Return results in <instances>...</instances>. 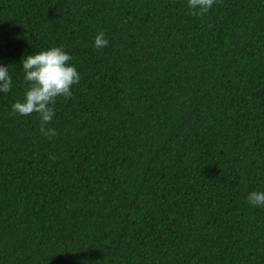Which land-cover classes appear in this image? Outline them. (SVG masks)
Instances as JSON below:
<instances>
[{
	"label": "trees",
	"instance_id": "obj_1",
	"mask_svg": "<svg viewBox=\"0 0 264 264\" xmlns=\"http://www.w3.org/2000/svg\"><path fill=\"white\" fill-rule=\"evenodd\" d=\"M50 46L51 138L11 109ZM0 64V264H264V0H0Z\"/></svg>",
	"mask_w": 264,
	"mask_h": 264
},
{
	"label": "clouds",
	"instance_id": "obj_2",
	"mask_svg": "<svg viewBox=\"0 0 264 264\" xmlns=\"http://www.w3.org/2000/svg\"><path fill=\"white\" fill-rule=\"evenodd\" d=\"M215 0H187L191 14L203 16L213 7ZM108 39L103 31L97 32L93 38L95 49H103ZM72 56L62 46H50L34 54L21 58L20 67L26 88L22 100H16L11 109L14 114L29 116L36 113L40 121V132L43 136L54 137L57 133L50 122L55 117V105L58 98L68 99L72 88L81 79V74ZM10 65V64H9ZM9 65L0 64V93H8L13 89V73ZM247 202L255 207H264V189L247 193Z\"/></svg>",
	"mask_w": 264,
	"mask_h": 264
}]
</instances>
